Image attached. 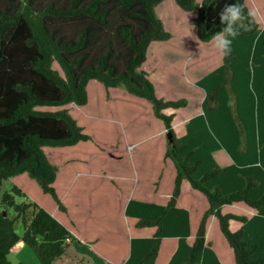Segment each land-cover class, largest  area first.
<instances>
[{"label":"trees","instance_id":"16d2710c","mask_svg":"<svg viewBox=\"0 0 264 264\" xmlns=\"http://www.w3.org/2000/svg\"><path fill=\"white\" fill-rule=\"evenodd\" d=\"M164 1L0 0V264L24 245L54 264L74 231L114 264H157L171 252L162 264H224L225 249L234 264H264V0H176L195 12L202 42L221 29L227 4L256 12L231 55L196 79L201 111L187 113L180 136L164 110L190 108L189 99L159 97L142 68L151 44L172 37L156 10ZM149 120L173 133L166 202L133 195L127 137ZM219 150L234 162L220 165ZM26 174L50 206L29 194ZM187 190L209 204L195 234L198 214L181 202ZM239 202L256 212H223Z\"/></svg>","mask_w":264,"mask_h":264},{"label":"rangeland","instance_id":"374dc122","mask_svg":"<svg viewBox=\"0 0 264 264\" xmlns=\"http://www.w3.org/2000/svg\"><path fill=\"white\" fill-rule=\"evenodd\" d=\"M156 10L166 29L172 33V37L168 41L151 44L148 60L142 68L155 81L159 97L165 99L187 97L190 105H194V107L189 105L190 108L164 110V112L174 114L173 127L177 136H180L185 133V122L189 118L187 113L194 109L197 110V106L201 105L200 95L202 93L196 86V79L220 65L223 56L214 47L213 40L202 42L198 39L197 29L193 23L195 12L184 11L176 0H165L157 6ZM168 134L169 131L163 120H149L140 127H136L127 137L131 161L135 162L138 173L134 196H137L136 191H140L141 196L146 199L166 202L169 198L174 183L175 167L170 160L165 158L170 141ZM105 137L112 138L113 136L109 134ZM50 153L49 155L56 157L55 160H60L57 157L59 154L57 151L54 154ZM84 156L87 157L88 152H84ZM108 162L114 164L112 161ZM25 177L24 181L29 194L50 206V202L51 204L53 202L50 197L44 194L33 178L27 174ZM195 194L197 192L187 190L182 195L181 202L191 206L193 213H199L206 208L204 205L206 198L201 193ZM193 221L194 224H197L196 216L193 217ZM213 230L216 233L215 227L212 228ZM16 231L23 234L24 225L22 222L16 224ZM216 240H220L218 235ZM79 249V242L75 241L71 244L66 255L56 260L54 264H90L93 261L91 253H81ZM225 250L228 251V249ZM83 254L86 257L84 262L77 259L80 257L79 259L82 260L81 255ZM221 255L225 264H231L229 253L225 255L224 252H221ZM10 260L12 264L19 262L41 264L34 250L28 245H24L22 250L20 248L15 250L10 255Z\"/></svg>","mask_w":264,"mask_h":264},{"label":"crops","instance_id":"0c3cea01","mask_svg":"<svg viewBox=\"0 0 264 264\" xmlns=\"http://www.w3.org/2000/svg\"><path fill=\"white\" fill-rule=\"evenodd\" d=\"M203 98H204V96H205V94H204V92H203ZM198 109L200 110L201 109V106L200 107H198ZM201 111V110H200ZM215 156H216V159L218 160V162H219V164L220 165H222V166H227V165H230V164H232L234 161H233V159H232V157L228 154V152L226 151V150H219V151H216L215 152ZM140 196H141V194H140ZM206 198V197H205ZM204 205H205V209L201 212H199V213H197L198 214V218H197V220H198V222H199V220H200V218H201V216L204 214V212L206 211V209L209 207V204H208V200L206 199L205 200V203H204ZM189 209H192V207L191 206H187ZM223 212L224 213H227V212H234V213H237V214H244V215H247V216H251V215H253L255 212H256V210H254L253 208H251V207H249L246 203H244V202H239V203H234V204H232V205H226V206H224L223 207ZM216 217L215 216H210L209 217V219H208V238L210 237V235H209V228H210V233L212 232V228H214V227H216L217 226V222H216ZM198 222H197V224H194L193 223V221H192V229H193V234H195V230L196 229H198ZM234 223V222H233ZM235 225H240V223H237V222H235ZM84 232V231H83ZM193 237L195 236V235H192ZM192 237V238H193ZM210 239V238H209ZM75 241H78L79 242V245H80V249H79V251H81V253H84V252H86V253H91V256H92V262L90 263V264H114L112 261H110L108 258H105L104 259V257L100 254V253H98L97 251H95L94 249H92L91 248V246L90 245H88L84 240H83V238L82 237H80V235L78 234V233H76L75 231H74V238L73 239H71L70 240V243H69V245H68V248H67V251H68V249L70 248V246H71V244H73ZM105 244L106 245H113V243H110V242H105ZM214 245H216V240H215V242H214ZM23 247L24 246H22L20 249L22 250L23 249ZM13 253V252H12ZM11 253V254H12ZM172 253L173 252H171V253H168V254H164V255H160L159 256V258H158V261H157V264H162V259L164 258V257H169V258H171L172 256ZM227 253H229L230 254V263L231 264H234V262H233V257H232V254H231V252H230V250H228L227 252H226V255H227ZM10 254V255H11ZM171 256V257H170ZM219 256H220V258H221V260L223 261V263L225 264V261H224V258H223V256L221 255V253L219 252ZM64 257V256H63ZM62 257V258H63ZM81 257L83 258L82 260L81 259H79L80 257H78L77 259L79 260V261H83L86 257H85V255L83 254V255H81ZM168 258V259H169ZM170 260V259H169ZM169 260H168V262H169ZM84 262V261H83ZM167 262V263H168ZM55 263V262H54ZM65 263V262H64ZM122 264H123V262H122Z\"/></svg>","mask_w":264,"mask_h":264},{"label":"clouds","instance_id":"9594fccd","mask_svg":"<svg viewBox=\"0 0 264 264\" xmlns=\"http://www.w3.org/2000/svg\"><path fill=\"white\" fill-rule=\"evenodd\" d=\"M256 16L254 10L245 12L244 6L239 3L227 4L219 13V32L213 37V45L223 57L232 53L233 41L240 35L241 29L245 28V20Z\"/></svg>","mask_w":264,"mask_h":264},{"label":"water","instance_id":"95a60500","mask_svg":"<svg viewBox=\"0 0 264 264\" xmlns=\"http://www.w3.org/2000/svg\"><path fill=\"white\" fill-rule=\"evenodd\" d=\"M169 138H170V140L172 141L173 140V133L172 132H169Z\"/></svg>","mask_w":264,"mask_h":264}]
</instances>
